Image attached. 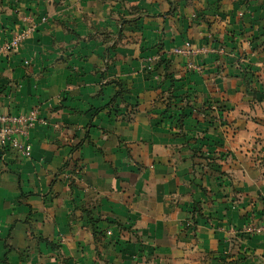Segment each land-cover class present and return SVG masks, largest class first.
Returning a JSON list of instances; mask_svg holds the SVG:
<instances>
[{
  "label": "crops",
  "instance_id": "0c3cea01",
  "mask_svg": "<svg viewBox=\"0 0 264 264\" xmlns=\"http://www.w3.org/2000/svg\"><path fill=\"white\" fill-rule=\"evenodd\" d=\"M32 107L0 264H264V0H0V111Z\"/></svg>",
  "mask_w": 264,
  "mask_h": 264
},
{
  "label": "built area",
  "instance_id": "2783aa9c",
  "mask_svg": "<svg viewBox=\"0 0 264 264\" xmlns=\"http://www.w3.org/2000/svg\"><path fill=\"white\" fill-rule=\"evenodd\" d=\"M26 25L14 31L11 36L4 40L1 49L9 51L17 48L22 41L35 29L36 18L34 14L22 16ZM44 20L45 17L42 16ZM176 54H182L190 57L196 51L189 41H185L183 45L172 49ZM188 66H192L191 62ZM46 119L40 114L37 107L29 108L28 110L18 113H6L0 111V146L13 149L17 154L24 157L31 155V142L29 139L30 130L36 124H45ZM246 232L261 234L264 233V224L249 221L242 228ZM111 233V231H108Z\"/></svg>",
  "mask_w": 264,
  "mask_h": 264
},
{
  "label": "trees",
  "instance_id": "16d2710c",
  "mask_svg": "<svg viewBox=\"0 0 264 264\" xmlns=\"http://www.w3.org/2000/svg\"><path fill=\"white\" fill-rule=\"evenodd\" d=\"M206 109L211 110V105L209 104ZM221 110H222V108L220 106H218L219 114L221 113Z\"/></svg>",
  "mask_w": 264,
  "mask_h": 264
},
{
  "label": "rangeland",
  "instance_id": "374dc122",
  "mask_svg": "<svg viewBox=\"0 0 264 264\" xmlns=\"http://www.w3.org/2000/svg\"><path fill=\"white\" fill-rule=\"evenodd\" d=\"M249 73H248V71H247V69H246V80H249L250 79V76L248 75ZM218 114H219V112H218ZM220 115V114H219ZM212 116H214V115H212Z\"/></svg>",
  "mask_w": 264,
  "mask_h": 264
}]
</instances>
